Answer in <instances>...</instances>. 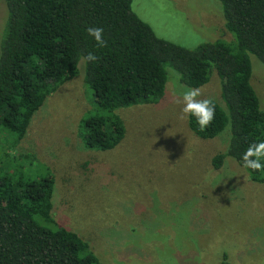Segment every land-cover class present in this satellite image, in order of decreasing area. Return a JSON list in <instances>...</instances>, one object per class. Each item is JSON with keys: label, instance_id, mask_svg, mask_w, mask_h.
I'll return each mask as SVG.
<instances>
[{"label": "rangeland", "instance_id": "374dc122", "mask_svg": "<svg viewBox=\"0 0 264 264\" xmlns=\"http://www.w3.org/2000/svg\"><path fill=\"white\" fill-rule=\"evenodd\" d=\"M131 9L158 38L179 47L235 45L218 0H133ZM6 22L0 0V39ZM250 63V85L264 111V65L253 55ZM77 69L9 152L33 159L18 166L13 180L54 179L52 218L58 225L51 229L77 234L98 264H264V185L249 181L231 158L213 169L212 157L227 148L228 128L212 140L190 131L188 118H179L183 105L173 102L174 91H181L176 73L166 68L164 96L156 105L116 111L125 137L115 149L97 152L85 150L79 137L83 120L99 110L84 82L82 59ZM200 89V99L222 106L215 73ZM1 167L0 178L7 176Z\"/></svg>", "mask_w": 264, "mask_h": 264}, {"label": "trees", "instance_id": "16d2710c", "mask_svg": "<svg viewBox=\"0 0 264 264\" xmlns=\"http://www.w3.org/2000/svg\"><path fill=\"white\" fill-rule=\"evenodd\" d=\"M2 1L7 22L0 39V165L7 176L0 178V264H98L77 234L51 229L58 225L52 218V176L13 180L33 159L9 155L33 115L76 77L79 61L89 52L99 59L84 61V82L99 115L83 120L79 137L85 150L107 152L122 142L125 126L116 111L159 103L166 68L191 88L206 85L215 73L222 106L213 100L215 118L207 129L200 130L193 116L188 128L201 140L215 139L228 128L227 148L212 157L213 169L231 158L249 181L264 185V172L244 168L241 158L249 144L264 141V111L250 85V55L264 65V0H218L235 45L216 41L194 49L158 38L132 11L133 0ZM88 27L104 29L107 47H97Z\"/></svg>", "mask_w": 264, "mask_h": 264}, {"label": "clouds", "instance_id": "9594fccd", "mask_svg": "<svg viewBox=\"0 0 264 264\" xmlns=\"http://www.w3.org/2000/svg\"><path fill=\"white\" fill-rule=\"evenodd\" d=\"M87 33L96 41L98 48L107 47V41L104 38V29L101 27H88ZM99 57L89 52L87 56L82 57L85 62L95 63ZM176 88L181 91L173 93V102L177 105H183L181 108L180 119L184 120L193 116L200 130L207 129L213 122L216 113L215 102L211 98L200 99L203 95L202 89L191 88L176 81ZM243 167L251 169L254 172H264V141L253 142L249 144L242 153Z\"/></svg>", "mask_w": 264, "mask_h": 264}]
</instances>
